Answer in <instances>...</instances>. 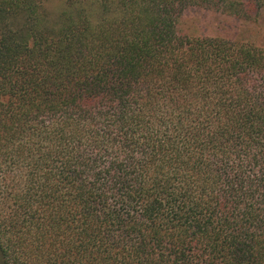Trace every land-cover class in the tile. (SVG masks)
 I'll return each mask as SVG.
<instances>
[{"label": "trees", "instance_id": "1", "mask_svg": "<svg viewBox=\"0 0 264 264\" xmlns=\"http://www.w3.org/2000/svg\"><path fill=\"white\" fill-rule=\"evenodd\" d=\"M53 1L0 0V264H264V45L179 27L264 0Z\"/></svg>", "mask_w": 264, "mask_h": 264}, {"label": "rangeland", "instance_id": "2", "mask_svg": "<svg viewBox=\"0 0 264 264\" xmlns=\"http://www.w3.org/2000/svg\"><path fill=\"white\" fill-rule=\"evenodd\" d=\"M232 8H241L245 0H231ZM60 7L58 0H54L51 8L56 11ZM222 6L211 4L205 6H191L181 14L179 27L189 35L220 36L232 40L251 42L264 45V8L251 9L247 13L253 14L250 18H240L229 11H222ZM234 12V11H233ZM254 14H260L255 19Z\"/></svg>", "mask_w": 264, "mask_h": 264}]
</instances>
